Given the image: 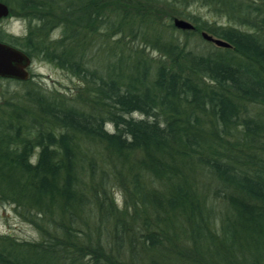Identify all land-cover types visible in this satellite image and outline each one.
<instances>
[{
	"label": "trees",
	"instance_id": "obj_1",
	"mask_svg": "<svg viewBox=\"0 0 264 264\" xmlns=\"http://www.w3.org/2000/svg\"><path fill=\"white\" fill-rule=\"evenodd\" d=\"M1 1L0 41L78 84L0 101V203L37 232L0 264H264V0Z\"/></svg>",
	"mask_w": 264,
	"mask_h": 264
},
{
	"label": "rangeland",
	"instance_id": "obj_2",
	"mask_svg": "<svg viewBox=\"0 0 264 264\" xmlns=\"http://www.w3.org/2000/svg\"><path fill=\"white\" fill-rule=\"evenodd\" d=\"M194 10H196L202 17H214L219 21L223 19L215 15L211 16V12H208L207 8L204 6H200L197 9L194 8ZM173 16L178 15H172L171 18ZM26 28L27 18L21 15L20 12L10 11L5 16L0 18V30H3L5 32L11 33L13 35H23L26 31ZM175 29L176 30L173 33L177 34L178 37L182 39L183 33L179 32L177 28ZM200 30L205 29H199L196 33L188 35V45H192V47L201 51L214 48L215 44L201 37L199 33ZM56 34L57 29L55 28L52 31V35ZM93 48H91L88 53L89 56L91 54L93 55V57L91 55V62L95 65L98 62L96 57L97 49L95 47ZM151 54L154 55L155 53L151 51ZM25 79L21 81L14 78L0 77V101L2 99H6L13 92H21L30 86H35L46 90H57L60 92L69 93L74 89L75 85L78 84V79L76 78V76L51 64L50 62L33 57L30 58V63L27 67V77ZM106 126L110 127L109 124H106ZM35 150L36 149L33 150L32 157L35 155ZM110 192L115 202L120 205L122 201L120 190L116 186H111ZM0 234H8L17 239L29 240L37 237V232L34 224L26 220L23 215L19 213V209L10 202L0 203Z\"/></svg>",
	"mask_w": 264,
	"mask_h": 264
},
{
	"label": "water",
	"instance_id": "obj_3",
	"mask_svg": "<svg viewBox=\"0 0 264 264\" xmlns=\"http://www.w3.org/2000/svg\"><path fill=\"white\" fill-rule=\"evenodd\" d=\"M8 13L6 3L0 0V18ZM173 26L179 29H192L193 23L183 17L173 16L171 18ZM203 39L211 41L215 45L230 46L225 39L213 35L205 30H200ZM30 63V57L17 47L6 42L0 41V76L25 79L27 77V66Z\"/></svg>",
	"mask_w": 264,
	"mask_h": 264
},
{
	"label": "flooded vegetation",
	"instance_id": "obj_4",
	"mask_svg": "<svg viewBox=\"0 0 264 264\" xmlns=\"http://www.w3.org/2000/svg\"><path fill=\"white\" fill-rule=\"evenodd\" d=\"M28 67V66H27ZM26 67V68H27ZM0 77H4V78H14V77H8V76H0Z\"/></svg>",
	"mask_w": 264,
	"mask_h": 264
}]
</instances>
